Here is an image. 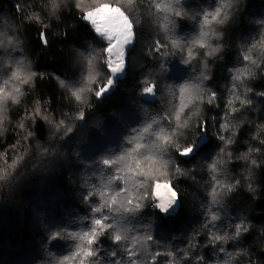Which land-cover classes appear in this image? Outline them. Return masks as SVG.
<instances>
[{"label":"trees","instance_id":"1","mask_svg":"<svg viewBox=\"0 0 264 264\" xmlns=\"http://www.w3.org/2000/svg\"><path fill=\"white\" fill-rule=\"evenodd\" d=\"M79 2L0 0V152L30 153L11 180L0 179V264H66L91 249L79 237L105 217L127 239L98 236L86 264H264V0H170L183 13H168L170 22L150 14L151 0L123 6L136 43L124 77L99 99L112 79L107 59L101 74L89 71L106 43ZM156 39L167 45L159 53ZM189 48L196 58L184 65ZM37 102L48 121L51 107L57 121L75 124L72 136L33 125ZM21 122L37 133L28 142ZM191 144L190 156L179 155ZM39 146L50 147L47 158ZM159 183L179 192L174 216L155 207Z\"/></svg>","mask_w":264,"mask_h":264},{"label":"clouds","instance_id":"2","mask_svg":"<svg viewBox=\"0 0 264 264\" xmlns=\"http://www.w3.org/2000/svg\"><path fill=\"white\" fill-rule=\"evenodd\" d=\"M136 0H131V3H135ZM141 2H143V0H141ZM177 2H179V0H177ZM151 7L154 9V13H150V14H157V13H165L166 15L163 16V20L164 21H169V16L167 15L168 13L174 14L177 17H181L183 18V13L180 10L177 9H173L170 3V0H151ZM76 12L79 11V9L77 8L75 10ZM117 15L118 18V24H119V33H120V38L122 39V51H123V63L124 66H127L128 63V50L126 45H134L136 43V34H137V22L133 20V17L131 15H129L127 12L123 11V9H116V11H114ZM221 14V10L217 9L216 12L212 15V20L209 21L208 19V15L206 14L205 19H204V23L205 21H209L208 23L205 24H210L213 21H217L218 17ZM79 17V16H78ZM81 18V17H80ZM86 19V18H85ZM85 19H83L85 21ZM225 19H227V16H225ZM161 28L163 31H167V23H162L161 24ZM166 39L170 40V43L172 45L173 48H180V42L178 40H171L170 38L166 37ZM155 51L157 53L160 52L161 48H165L167 47L166 44H162L160 42L159 39L155 40ZM107 47V46H106ZM199 47H205V45L200 44ZM150 55V53H149ZM188 57L189 59H186L183 61L184 65H187L190 63L191 59H195L196 55L194 54L193 50L191 48L188 49ZM8 81H5V84H7ZM114 83V81L109 80L108 84L109 86H111V84ZM149 88L152 89L151 93L154 94V85H151ZM215 93H213V97H215ZM102 97V93H97V98H101ZM73 99L77 102V103H81L82 99L81 96L78 99L76 97V95L73 94ZM48 103L51 104L52 103V98L48 97L47 99ZM12 102L14 104H19V100L16 98H13ZM209 102L211 103V98L209 100ZM38 107L37 110L35 111V113L32 116V123L33 125H37L40 123V121H44L47 123H53L54 127H55V132H53L51 135L53 138H55V135L57 132H61L62 129H66V131L63 132V134L60 136L61 140H67L68 137L72 136V134L76 131V125L73 124L72 126H68L67 122H65L63 119H59L58 121L55 119L56 115H55V111L53 110V108H48L46 111L48 113L51 114V116L54 118L52 121H48L47 117L44 113V110H42V106H40L39 102H37ZM89 107H92V105H89ZM37 117H39V120H37ZM87 117V112L86 109H81L78 113H76V119L79 121H84ZM21 130H24L27 134L25 135L24 139L26 142H28L29 137H35L37 135L36 132L33 131H29L28 128L25 127V124L23 122L20 123L19 125ZM223 127V126H222ZM38 131V129H37ZM6 133V129L3 128L2 126V122H0V135H5ZM220 139H223V137H219ZM39 149L38 155L43 156L45 158H47V156L50 153V147L47 146H39L37 147ZM188 149H194L195 150V144H191L187 147ZM185 149V148H184ZM183 149V150H184ZM180 151L179 155L181 156H185L184 152ZM56 149L55 148H51V154L54 155L55 154ZM221 151H223V149H221ZM193 153V152H192ZM191 153V154H192ZM29 149H25L24 153L20 154V155H13L11 157V159H9V154L7 151H3L0 152V173H4L3 177H0V179H8L11 180L12 177H14L16 175V173L18 171H20L24 164L25 161L27 160L28 156H29ZM190 154V155H191ZM35 167V166H33ZM212 168L215 170V165L212 166ZM180 169L177 168V171H179ZM67 174V173H66ZM65 174V175H66ZM213 179H215V177H213ZM180 183H184L183 180L180 181ZM220 182L217 181V184H219ZM173 193H175L174 196H171V199L157 203L155 205V207L159 210L160 213L162 214H166L167 210L169 207H171V205L180 198L179 192L176 191L175 189H171ZM210 195L212 196L213 199L216 198V189L213 188L212 192L210 193ZM145 199H147V193H145ZM87 199V197H86ZM109 207H111V205H109ZM143 205L142 204H138L136 206L137 209L142 208ZM95 210V209H94ZM133 209H128L125 208V211H131ZM211 219L213 221L218 220L219 217L215 214H213L211 216ZM240 233V226H237V235H239ZM59 234H53L52 239H56L57 236ZM214 239L219 241V240H224L225 242H227V237L226 236H219V235H215ZM87 259L85 258L83 252L81 251L80 255H77V253L73 254L70 258H67L66 264H86Z\"/></svg>","mask_w":264,"mask_h":264},{"label":"rangeland","instance_id":"3","mask_svg":"<svg viewBox=\"0 0 264 264\" xmlns=\"http://www.w3.org/2000/svg\"><path fill=\"white\" fill-rule=\"evenodd\" d=\"M79 3L81 4V6L83 8L82 10L85 13L87 21L93 26L95 31H96L98 24L104 25L108 29L106 31H100V32L96 31L97 35L103 40V42L106 43V46H107L106 47V55L104 56L101 53L97 54L98 56H96V58H95V65H94L93 69H91L89 71V73L93 74V75L101 74L99 62L102 63V60L107 59L106 63L108 64V67H109L108 70L111 73V78H112L111 81H114V83H115L116 80L124 77V75H125V66L119 72H113L112 71V67L116 63H120L121 61H123L124 57H121L119 55V52L116 49H114L112 53L107 52V48L109 46L115 44L117 39L120 38V33H116V34L109 36V32H114V30L119 28L117 15L114 11L113 12H107V13H105V17L103 19H100L99 17H97L95 22H94L93 20H91L87 17V13L89 11H95L102 4L110 5L112 9H122L123 6L133 7L135 3H131V0H114L113 2H106L105 0H80ZM130 46L131 45H126L127 50L130 48ZM12 53H14V52H12ZM13 56H14V54L11 55V59L14 58ZM15 58L16 59H14V60L19 59V57L17 58L16 54H15ZM114 83H112L111 86L108 85V88L101 92L102 95L107 94L108 89L110 87H112L114 85ZM157 185H168L169 187H171V185L169 183H159ZM156 186L154 189V201L157 204V203L162 202L163 198L156 196V194H155L156 193ZM171 189H173V188L171 187ZM164 191L167 195V189H164ZM168 199H171V196H168ZM179 206H180V203H179V199H178L171 205V207L168 208L167 213L164 215L167 217L174 216L178 212ZM94 246H95V243L90 245L91 250L93 249Z\"/></svg>","mask_w":264,"mask_h":264},{"label":"snow or ice","instance_id":"4","mask_svg":"<svg viewBox=\"0 0 264 264\" xmlns=\"http://www.w3.org/2000/svg\"><path fill=\"white\" fill-rule=\"evenodd\" d=\"M113 11H116V9H112L110 5L102 4L95 11H89L87 13V17L95 22L97 17H99L100 19H103L105 17V13L113 12ZM208 22L209 21H205V23H208ZM106 30H108V29L104 25H100V24L97 25V28H96L97 32L106 31ZM116 33H119V29L114 30V32H109V36L116 34ZM199 43L202 44L203 42L200 41ZM114 49H116L119 52V55L121 57H123L122 39L121 38H118L115 44L109 46L107 48V52L112 53ZM245 59H248V57H245ZM123 67H124V63H123V61H121L120 63H116L112 67V71L113 72H119ZM237 79H239V76L237 77ZM145 91L147 93H151L152 89L147 88V89H145ZM74 95H76V97L78 99L80 98L79 92L74 93ZM225 127H226V125H225ZM193 151H194V149H188V148H185L183 150L185 156H190V154ZM164 189H167V195H166ZM155 194L157 197H162L163 201L169 200L168 196H174L175 195V193L172 192L171 187H169L168 185H157ZM113 203H115V198H113ZM95 211L99 213L101 211V208H96ZM106 219H107V217H105V219L94 220L93 223L95 225V228L93 229L92 233L91 234L85 233L82 236H80L79 238L82 241H85L88 245L94 244L96 242V238L98 236H104L109 232H112V239H114L116 242H120L124 239H127V236L123 233V231L120 228L119 222H117V223H106L105 222ZM113 229H116V230L113 232ZM135 244H136V241L134 240L133 246H135ZM81 251L83 252L86 259L88 257L94 256V252L90 248L81 247V249L77 252V255H80Z\"/></svg>","mask_w":264,"mask_h":264}]
</instances>
